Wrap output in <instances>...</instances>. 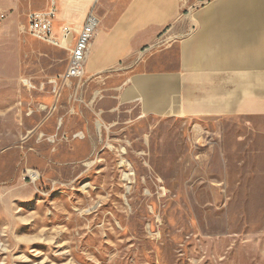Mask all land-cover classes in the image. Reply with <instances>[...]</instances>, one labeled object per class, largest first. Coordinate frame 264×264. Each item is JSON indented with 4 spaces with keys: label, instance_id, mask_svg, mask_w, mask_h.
Instances as JSON below:
<instances>
[{
    "label": "rangeland",
    "instance_id": "obj_1",
    "mask_svg": "<svg viewBox=\"0 0 264 264\" xmlns=\"http://www.w3.org/2000/svg\"><path fill=\"white\" fill-rule=\"evenodd\" d=\"M50 3L0 1V264H264V157L244 151L242 117L139 119L87 77L56 94L68 53L26 28ZM57 4L61 28L92 1Z\"/></svg>",
    "mask_w": 264,
    "mask_h": 264
},
{
    "label": "crops",
    "instance_id": "obj_2",
    "mask_svg": "<svg viewBox=\"0 0 264 264\" xmlns=\"http://www.w3.org/2000/svg\"><path fill=\"white\" fill-rule=\"evenodd\" d=\"M104 1L84 78L107 97L115 89L111 111L199 123L242 117L244 151L264 157V0H213L192 10L186 0H119L101 11ZM165 29L181 34L160 35ZM143 46L146 55L133 51Z\"/></svg>",
    "mask_w": 264,
    "mask_h": 264
},
{
    "label": "built area",
    "instance_id": "obj_3",
    "mask_svg": "<svg viewBox=\"0 0 264 264\" xmlns=\"http://www.w3.org/2000/svg\"><path fill=\"white\" fill-rule=\"evenodd\" d=\"M92 6L86 14L84 21L78 28L72 22H66L61 30L56 32L54 21L58 15L55 0H51L49 7L42 10H31L27 13V32L35 39L64 49L68 53V65L60 77L50 80L53 91L58 94L63 86L74 80H82L85 75V67L91 52L92 44L100 28V17L97 5L100 0H91ZM0 14V20L4 18ZM27 88H36L28 80L23 81ZM43 90V85L41 87ZM29 178L36 182L40 179L39 172L29 171Z\"/></svg>",
    "mask_w": 264,
    "mask_h": 264
},
{
    "label": "bare ground",
    "instance_id": "obj_4",
    "mask_svg": "<svg viewBox=\"0 0 264 264\" xmlns=\"http://www.w3.org/2000/svg\"><path fill=\"white\" fill-rule=\"evenodd\" d=\"M77 27L79 28V27H80V24H77ZM97 128H98V130H100V132H101V131H102V128H103V123L98 122V123H97Z\"/></svg>",
    "mask_w": 264,
    "mask_h": 264
}]
</instances>
